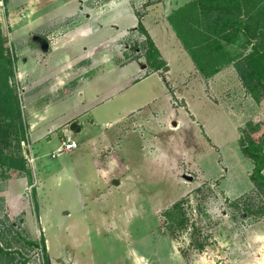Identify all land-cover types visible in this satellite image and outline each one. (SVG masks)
<instances>
[{
	"label": "rangeland",
	"instance_id": "374dc122",
	"mask_svg": "<svg viewBox=\"0 0 264 264\" xmlns=\"http://www.w3.org/2000/svg\"><path fill=\"white\" fill-rule=\"evenodd\" d=\"M173 6L0 0L22 110L11 122L0 107V264H257L264 192L240 143L244 129L264 131V98L233 72H200ZM94 48L111 63L66 74ZM69 136L78 148L53 157Z\"/></svg>",
	"mask_w": 264,
	"mask_h": 264
},
{
	"label": "trees",
	"instance_id": "16d2710c",
	"mask_svg": "<svg viewBox=\"0 0 264 264\" xmlns=\"http://www.w3.org/2000/svg\"><path fill=\"white\" fill-rule=\"evenodd\" d=\"M168 20L204 76L211 78L229 69L256 101L264 98V0H192L173 10ZM1 35L0 29V107L1 114L13 122L22 113L19 95L11 84L16 61L6 54ZM157 54L155 51L148 58L155 70L166 65ZM11 125H5L7 140ZM240 144L254 165L250 175L254 187L264 192V131L255 136L244 129Z\"/></svg>",
	"mask_w": 264,
	"mask_h": 264
},
{
	"label": "crops",
	"instance_id": "0c3cea01",
	"mask_svg": "<svg viewBox=\"0 0 264 264\" xmlns=\"http://www.w3.org/2000/svg\"><path fill=\"white\" fill-rule=\"evenodd\" d=\"M184 3H186V1H181V0H178V6H173V8H171V9H169V7H168V9L170 10L169 12L171 13L173 10H176L177 8H179L180 6H183L184 5ZM105 12H107V11H105ZM100 13H104L102 10L101 11H99V12H95V14H100ZM94 18H96V16L94 17ZM180 41V40H179ZM182 44V43H181ZM95 49V48H94ZM95 51V53L94 54H92V52L93 51H86V54L84 55V57H90V58H92V62L91 63H88V64H83L82 62H84V61H82V60H78V61H74V60H72V59H68V61H67V65L66 66H64V68H68V69H66V74L67 75H70V76H75V74H77V76H78V74H81L79 71H78V69H82L83 71H84V73L86 72L85 70H87V68H96V67H99L100 65H101V63H104L105 65L107 64H110L111 63V60H109V58H107L106 60H104V59H98V58H102V55H101V57L100 56H98V58H97V55L98 54H96V53H98V51H99V49H95L94 50ZM97 51V52H96ZM90 53V54H89ZM68 55V54H67ZM69 58V57H68ZM71 58V57H70ZM50 62V61H49ZM49 62H45V63H43V62H38V64H40L39 66H41L42 67V70H43V72L41 71V73L42 74H46V75H48V77L50 76H52V75H54L55 73H56V75H55V77L58 75V71H55V73L54 74H52V70H51V68L53 67V68H59L58 67V65H51ZM44 69H46V70H44ZM77 69V70H76ZM160 70V69H159ZM158 71V70H157ZM232 72L231 70H229V69H226V70H224V71H222V72H220L219 74H217V76H219L221 73H223V72H225V73H228V72ZM62 72H65V71H62ZM101 73V71L98 73V74H100ZM82 74H83V72H82ZM233 74H235V73H233ZM217 76H214V77H217ZM237 76V75H236ZM86 77V76H85ZM94 77H96V76H94ZM74 78H77V77H74ZM239 80V79H238ZM239 82L241 83V81L239 80ZM77 93H81L80 94V96L81 97H83L84 96V93L82 92V88H79L78 89V91H77ZM83 115H86V114H83ZM79 118H80V116H78ZM73 122H77L79 125H80V127H81V130L79 131V132H77V133H81V132H83L84 131V122H81L80 121V119H77V120H70L68 123H73ZM72 137V136H71ZM260 237V236H259ZM264 238V236H261L260 238H259V241L261 242L262 240H264L263 239ZM260 253H261V255L262 256H258L257 257V264H264V261H263V259H264V252H263V248L261 247L260 248V251H259ZM49 260H50V263L49 264H56L55 262H51V258L49 257ZM55 261V260H54Z\"/></svg>",
	"mask_w": 264,
	"mask_h": 264
},
{
	"label": "built area",
	"instance_id": "2783aa9c",
	"mask_svg": "<svg viewBox=\"0 0 264 264\" xmlns=\"http://www.w3.org/2000/svg\"><path fill=\"white\" fill-rule=\"evenodd\" d=\"M78 148V141L73 137H67V139L62 140L61 146L55 151L52 156L58 157L64 152L73 151Z\"/></svg>",
	"mask_w": 264,
	"mask_h": 264
},
{
	"label": "water",
	"instance_id": "95a60500",
	"mask_svg": "<svg viewBox=\"0 0 264 264\" xmlns=\"http://www.w3.org/2000/svg\"><path fill=\"white\" fill-rule=\"evenodd\" d=\"M164 69L167 70L168 67L166 66ZM70 130L73 131V132H75V133H77V132H79L81 130V127H80V125L77 122H73L70 125ZM116 183L118 184L117 181H116Z\"/></svg>",
	"mask_w": 264,
	"mask_h": 264
}]
</instances>
